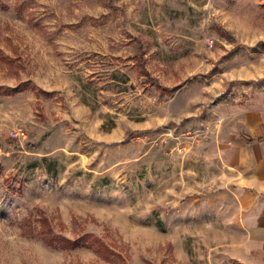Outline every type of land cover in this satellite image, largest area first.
Returning a JSON list of instances; mask_svg holds the SVG:
<instances>
[{"label": "rangeland", "instance_id": "1", "mask_svg": "<svg viewBox=\"0 0 264 264\" xmlns=\"http://www.w3.org/2000/svg\"><path fill=\"white\" fill-rule=\"evenodd\" d=\"M262 84L257 0H0V264H264L220 152Z\"/></svg>", "mask_w": 264, "mask_h": 264}, {"label": "crops", "instance_id": "2", "mask_svg": "<svg viewBox=\"0 0 264 264\" xmlns=\"http://www.w3.org/2000/svg\"><path fill=\"white\" fill-rule=\"evenodd\" d=\"M223 111H230V126L221 141V157L235 168L240 182L235 187L234 223L241 233L230 243L237 246L240 257L253 261L256 255L264 256V84L243 104Z\"/></svg>", "mask_w": 264, "mask_h": 264}, {"label": "built area", "instance_id": "3", "mask_svg": "<svg viewBox=\"0 0 264 264\" xmlns=\"http://www.w3.org/2000/svg\"><path fill=\"white\" fill-rule=\"evenodd\" d=\"M207 43H208L210 46H213V45H214V40H213V38H207Z\"/></svg>", "mask_w": 264, "mask_h": 264}]
</instances>
